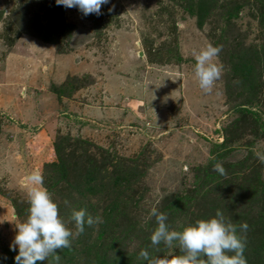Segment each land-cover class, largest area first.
I'll return each instance as SVG.
<instances>
[{
  "label": "rangeland",
  "instance_id": "obj_1",
  "mask_svg": "<svg viewBox=\"0 0 264 264\" xmlns=\"http://www.w3.org/2000/svg\"><path fill=\"white\" fill-rule=\"evenodd\" d=\"M101 13L0 0V261L15 264L39 170L73 233L39 264L181 255L151 244L154 207L177 231L217 210L246 222L247 264H264V0H109ZM208 44L222 73L206 93L193 53ZM80 209L101 222L78 232Z\"/></svg>",
  "mask_w": 264,
  "mask_h": 264
},
{
  "label": "clouds",
  "instance_id": "obj_2",
  "mask_svg": "<svg viewBox=\"0 0 264 264\" xmlns=\"http://www.w3.org/2000/svg\"><path fill=\"white\" fill-rule=\"evenodd\" d=\"M57 5L66 8H77L84 16L89 14L101 15V8L109 0H55ZM221 51L219 46L206 45L198 52H194V75L199 87L204 92H211L214 83L220 79L222 66L214 62ZM264 162V155H259ZM215 171L221 175L225 169L220 163L214 165ZM43 175L39 170L33 171L27 182L32 185L29 193V215L23 223L15 225L16 233L9 245L11 251L18 254L14 257L15 264H39L50 255L59 261L58 249L70 246V237L73 235L60 217L58 205L52 199L49 191L43 186ZM150 216L155 217L157 227L150 236L153 246L164 243L173 247L174 243L180 248L181 255L150 256L146 249H142L139 257L146 264H247L244 255L245 242L240 232L248 229L246 222L238 226L226 220L222 211L217 210L213 217L197 220L184 226L182 230H171L167 224V214L159 212L155 207ZM71 220L74 221L78 232L84 231V225L89 226L101 222L87 215L84 209L73 210ZM231 253V255H229ZM3 259H6L4 257ZM2 264V261H0Z\"/></svg>",
  "mask_w": 264,
  "mask_h": 264
}]
</instances>
